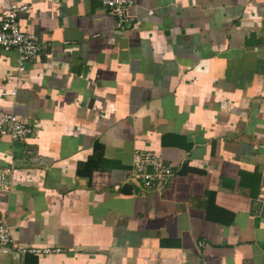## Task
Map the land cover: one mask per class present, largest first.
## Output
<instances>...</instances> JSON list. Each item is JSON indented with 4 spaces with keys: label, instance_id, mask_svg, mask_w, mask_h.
<instances>
[{
    "label": "crops",
    "instance_id": "obj_1",
    "mask_svg": "<svg viewBox=\"0 0 264 264\" xmlns=\"http://www.w3.org/2000/svg\"><path fill=\"white\" fill-rule=\"evenodd\" d=\"M47 43L28 69L0 47V212L20 254L0 264H264V0H0ZM137 150L174 170L132 177ZM50 250L47 252L46 250Z\"/></svg>",
    "mask_w": 264,
    "mask_h": 264
},
{
    "label": "built area",
    "instance_id": "obj_2",
    "mask_svg": "<svg viewBox=\"0 0 264 264\" xmlns=\"http://www.w3.org/2000/svg\"><path fill=\"white\" fill-rule=\"evenodd\" d=\"M61 3L66 0H51ZM135 0H101L107 12L117 18V26L122 29L136 28L138 22L130 13ZM28 4L10 3L7 14L0 19V47L4 50H16L18 54V69L24 72L47 48V43L33 34L24 32L19 24V12L29 9ZM9 134L13 140H26L32 134V129L17 114H0V134ZM171 164L151 151L137 150L132 164V177L141 190L161 189L173 175ZM12 169L6 168L0 172V191L11 189ZM0 248L16 249L20 254L41 252V250L17 246L5 215L0 212ZM49 252L50 250H46Z\"/></svg>",
    "mask_w": 264,
    "mask_h": 264
}]
</instances>
